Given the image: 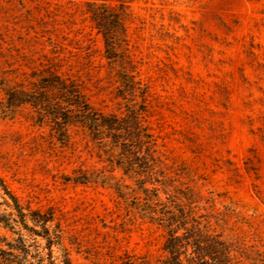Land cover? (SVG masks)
<instances>
[{
    "label": "rangeland",
    "instance_id": "374dc122",
    "mask_svg": "<svg viewBox=\"0 0 264 264\" xmlns=\"http://www.w3.org/2000/svg\"><path fill=\"white\" fill-rule=\"evenodd\" d=\"M106 3L121 13L122 47L147 86L143 121L167 183L221 212L216 230L264 264V0ZM85 10L82 0H0V178L19 204L52 210L75 264H162L164 234L110 162L116 151L75 131L59 140L29 106L5 107V90L55 64L93 107L123 110L115 87L127 64L108 62ZM11 204L0 188V213Z\"/></svg>",
    "mask_w": 264,
    "mask_h": 264
},
{
    "label": "trees",
    "instance_id": "16d2710c",
    "mask_svg": "<svg viewBox=\"0 0 264 264\" xmlns=\"http://www.w3.org/2000/svg\"><path fill=\"white\" fill-rule=\"evenodd\" d=\"M82 1L89 21L102 37L105 58L108 62L122 58L127 64L118 73L115 87L123 110L113 114L93 107L81 82L61 73L55 64L33 70L25 87L5 90V107L9 110L29 106L39 125L48 126L59 140L68 139L75 131L115 150L110 162L114 161L124 175L136 182L137 190L143 194L141 204H137L141 215L164 234L162 264H242L241 257L263 264L262 255L248 257L242 244L228 242L216 230L221 212H205L192 192L167 183L156 155V139L143 121L147 86L136 78L135 68L122 47L121 13L106 0ZM116 185L121 194V185ZM0 188L12 200L13 209L0 213V228L10 234L0 237V264H75L52 210L19 204L1 178Z\"/></svg>",
    "mask_w": 264,
    "mask_h": 264
}]
</instances>
